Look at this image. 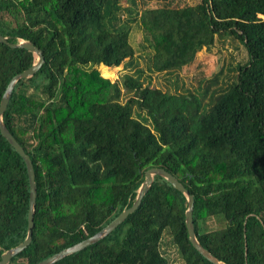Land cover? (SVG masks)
<instances>
[{"label": "trees", "instance_id": "1", "mask_svg": "<svg viewBox=\"0 0 264 264\" xmlns=\"http://www.w3.org/2000/svg\"><path fill=\"white\" fill-rule=\"evenodd\" d=\"M120 2L0 0V34L31 41L44 57L14 84L2 114L36 183L31 241L7 264H35L99 231L133 203L150 167L193 196L194 232L207 250L227 264H264V0L140 12L148 70L173 85L217 35L242 44L246 61L209 95L207 86L178 92L143 84L141 69L121 81L101 75L98 65L113 68L134 53ZM34 61L32 51L0 42V100ZM28 205L24 160L0 131V257L25 239ZM186 208L185 194L154 175L110 233L53 264H169L166 241L184 264H214L191 244Z\"/></svg>", "mask_w": 264, "mask_h": 264}, {"label": "rangeland", "instance_id": "2", "mask_svg": "<svg viewBox=\"0 0 264 264\" xmlns=\"http://www.w3.org/2000/svg\"><path fill=\"white\" fill-rule=\"evenodd\" d=\"M199 1L121 0L117 14L129 26V41L134 53L131 58H126L119 66L110 68L100 64L96 68L104 77L118 81H121L124 73L128 72L135 75L136 70L141 69L143 74L140 79L143 84H149L151 87L164 90L169 89L170 91L184 92L190 90L200 92L207 86L209 95V92L213 89L225 87L236 73L237 65L244 63L247 59L242 44L225 33L217 35L213 45L202 46L195 51L193 60L179 72L175 85L172 83L174 79H167L161 73L148 70L149 55L152 49L145 38V31L138 22L140 12L147 7H160L164 4L180 7L192 5ZM36 58L35 55V60ZM208 95L201 97L202 101H207ZM162 248L165 249L169 264H184L172 244L166 241L165 244H162Z\"/></svg>", "mask_w": 264, "mask_h": 264}, {"label": "water", "instance_id": "3", "mask_svg": "<svg viewBox=\"0 0 264 264\" xmlns=\"http://www.w3.org/2000/svg\"><path fill=\"white\" fill-rule=\"evenodd\" d=\"M0 42L7 43L10 46L13 47H23L30 51H32L36 55V60L32 63L31 66L24 69L23 71L15 74L11 77L9 80L6 89L1 97L0 100V131L3 134V136L7 139V141L16 149V151L21 155V157L24 160L26 169H27V175H28V182H29V205H28V214H27V235L25 239L19 243L18 245L11 247L4 251L1 254L0 257V264H7L8 261L11 259L13 255L21 251L24 247L28 245V243L31 241L32 236V227H33V216L35 212V198H36V183L34 178V171L32 162L28 156V154L24 151L23 147L20 145V143L14 138V136L10 133V131L7 129L6 125L4 124L2 120V114L3 111L6 108L11 90L14 86V84L21 78H27L35 71L39 69L41 64L44 61L43 53L41 49H39L37 46H35L31 41L19 39L17 43H9L7 42V37L0 34ZM154 175H160L164 177L166 180H168L174 187H176L178 190L183 192L187 198V208L185 210V224L188 231V238L191 242V244L194 246V248L201 253L206 259L211 261L214 264H227L217 258L215 255H213L209 250H207L197 239L193 223H192V209H193V196L188 192V190L184 187V185L171 173L166 171L165 169L161 167H150L144 172V179L142 183L140 184L139 188L137 189V195L133 201V203L126 209L122 210L115 218H113L109 223H107L104 227H102L99 231L94 233L93 235L71 245L68 247H65L61 249L60 251L48 256L47 258L35 263V264H53L54 262L62 259L63 257L72 254L76 251H79L86 246L93 244L97 242L98 240L102 239L104 236H106L108 233H110L117 225H119L129 213L134 211L136 207L140 204V201L143 197V195L147 192L149 187L152 184L153 176Z\"/></svg>", "mask_w": 264, "mask_h": 264}]
</instances>
